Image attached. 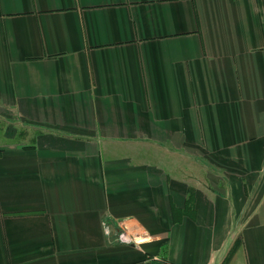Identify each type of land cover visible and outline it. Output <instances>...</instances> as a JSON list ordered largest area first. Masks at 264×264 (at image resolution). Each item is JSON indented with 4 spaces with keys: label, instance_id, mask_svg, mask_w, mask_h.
<instances>
[{
    "label": "crops",
    "instance_id": "0c3cea01",
    "mask_svg": "<svg viewBox=\"0 0 264 264\" xmlns=\"http://www.w3.org/2000/svg\"><path fill=\"white\" fill-rule=\"evenodd\" d=\"M0 264H264V0H0Z\"/></svg>",
    "mask_w": 264,
    "mask_h": 264
},
{
    "label": "built area",
    "instance_id": "2783aa9c",
    "mask_svg": "<svg viewBox=\"0 0 264 264\" xmlns=\"http://www.w3.org/2000/svg\"><path fill=\"white\" fill-rule=\"evenodd\" d=\"M133 231L130 229L129 226L122 225L121 227V231L118 234V237L121 241L125 242V243H130L133 242L134 239V234H131Z\"/></svg>",
    "mask_w": 264,
    "mask_h": 264
}]
</instances>
